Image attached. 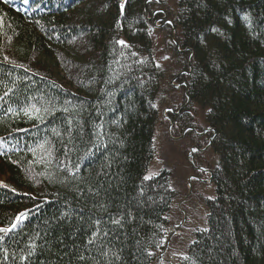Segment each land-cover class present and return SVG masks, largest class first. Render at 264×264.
I'll return each instance as SVG.
<instances>
[{"label": "trees", "instance_id": "16d2710c", "mask_svg": "<svg viewBox=\"0 0 264 264\" xmlns=\"http://www.w3.org/2000/svg\"><path fill=\"white\" fill-rule=\"evenodd\" d=\"M145 1L0 0V264H161L187 189L146 173L187 96L172 133L213 130L215 194L178 264H264V0L165 1L174 70Z\"/></svg>", "mask_w": 264, "mask_h": 264}, {"label": "rangeland", "instance_id": "374dc122", "mask_svg": "<svg viewBox=\"0 0 264 264\" xmlns=\"http://www.w3.org/2000/svg\"><path fill=\"white\" fill-rule=\"evenodd\" d=\"M151 34L156 49L155 58L159 63L163 64V66H169V68L174 70L173 66H170V63L167 64V61L169 60L167 51H169V49L167 48L166 42H163L165 40H168L166 34H161L158 28L157 30H153ZM169 81L173 86L179 85V82L177 81L172 80V82L170 79ZM175 90L177 92H174L172 94V99L170 101L171 103H174L173 101L180 102L179 91L182 90V86ZM169 115V112H164V110L162 111V117H166L169 120ZM172 132L173 131H171L170 136H168V123L166 119L158 123L153 137L155 152L148 166L146 175L148 178H151L158 175L162 169H166L170 171L169 173L172 176L171 187H174L177 190V193L184 194L186 189V193L188 192L187 179L188 176L191 175L192 170L191 166L189 165L190 163L187 162L189 144L188 139H180L181 135L177 136V134H174ZM182 145L185 148L182 147ZM208 149L204 154H201V156L202 158L204 157V160L211 162V165L214 166L216 162L215 155ZM199 160L200 158H198V161ZM207 177L208 176L206 175V178L204 179H207ZM190 185L191 192L186 197L184 202L181 203L184 199L183 197L180 202L176 200L173 204L172 217L173 221L175 219L176 223L172 229H168L166 231L164 242L166 241V238L168 239V237L171 235L170 233L173 230L178 229V225L182 222L183 215L179 209L185 212V223L181 226L179 231L174 233V236L168 241V243L166 242V249L162 254L160 260L161 264H178L180 256L185 252L186 247L188 246L187 244L193 241L195 231L198 228L204 227L206 214L208 212V209H206L205 206V202L207 201V199L214 198V185H212L211 182L204 184L203 182L198 181H190ZM178 196L182 198V196ZM179 203H181L180 208L178 207Z\"/></svg>", "mask_w": 264, "mask_h": 264}, {"label": "flooded vegetation", "instance_id": "af4514ba", "mask_svg": "<svg viewBox=\"0 0 264 264\" xmlns=\"http://www.w3.org/2000/svg\"><path fill=\"white\" fill-rule=\"evenodd\" d=\"M152 1H155L156 3L159 4V6H155L151 9V14H150V22L152 21L153 25L155 27H157L158 29H162L165 27L166 24H170L168 21V18H167V13L165 10H162L160 8V5L164 4L165 1L167 0H164V2H161L163 0H150L148 3L152 2ZM149 15V14H148ZM182 73V71H181ZM186 74L183 73L181 75H184ZM180 75V74H179ZM179 77H176L174 80L179 82V85L178 86H174V89H178L180 86H184L182 83L184 81L182 80H178ZM184 92V91H183ZM184 95H187L185 94L184 92ZM186 104H182L180 106H178L175 109H173L172 107H168L166 108L165 110H167V112H169V120H168V125H169V122H171V128H172V125L177 123V121L179 120V118L182 116V114H184L182 112V110L187 106L188 102L186 100L185 102ZM184 106V107H183ZM188 132H192L193 133V136H189V141L191 143V145H189V148H188V151H190L191 148L193 147H196L197 148V152L196 153H199L200 154V164H197V162L195 163L194 162V156L196 153H194L193 155V159H192V162H193V167L192 170H191V175H189V177H191V181L192 182H195V181H198V182H203V183H206L208 181V179H204L206 178V175L209 176L208 173H206L207 170H210V167H209V163L208 161L204 160V157L202 158L201 154H204L205 151L210 147L211 145V142L213 140L212 137V129L211 128H208V127H204L202 130H196L194 127H189L187 126L186 128H183L182 131H181V138H183L186 133ZM202 158V159H201ZM209 178V177H208Z\"/></svg>", "mask_w": 264, "mask_h": 264}, {"label": "water", "instance_id": "95a60500", "mask_svg": "<svg viewBox=\"0 0 264 264\" xmlns=\"http://www.w3.org/2000/svg\"><path fill=\"white\" fill-rule=\"evenodd\" d=\"M150 0H146L145 1V3H144V6H146V4L149 2ZM161 2H164V0L163 1H161ZM145 17H146V19L147 20H150V18H148V16H147V13H145ZM169 23H170V21H168ZM171 34H172V41H173V43H174V45L176 46V50H177V52H180V53H182L183 51L179 48V45H177L176 44V41H175V38H174V28L172 29V32H171ZM189 57H188V66L190 67V58H191V56H190V53H189V55H188ZM183 73H185V71H182V73H179V74H183ZM175 79V78H174ZM173 80V79H172ZM171 80V81H172ZM173 82V81H172ZM183 85H184V87H185V90H184V92H185V94H187V84H186V82L184 81L183 83H182ZM189 101V99H188V96H187V102ZM165 112V111H164ZM164 119H167L166 117H164ZM168 135H170V133H171V122H169V126H168ZM213 131V130H212ZM213 136H214V132H213V134H212V137L211 138H213ZM181 137V136H180ZM194 147H193V149H190V152H189V154H188V160H189V162H190V164L191 165H193V162H192V157H193V154H194ZM210 173V172H209ZM211 178H212V173H210V177H209V179H208V181H211ZM190 181H191V177H188V179H187V186H188V192L186 193V195L184 196V199L182 200V202L181 203H183L184 202V200L186 199V197L190 194V192H191V185H190ZM181 203H179L178 204V206H179V208H180V206H181ZM182 222L178 225V229L177 230H173L172 232H171V235L168 237V239H167V243H168V241L174 236V233H176L177 231H179V229L181 228V226L185 223V212L182 210ZM166 243V244H167ZM165 249H166V245H165V247H164V250L162 251V253L165 251ZM162 253L159 255V257H161V255H162Z\"/></svg>", "mask_w": 264, "mask_h": 264}, {"label": "snow or ice", "instance_id": "6c2138e0", "mask_svg": "<svg viewBox=\"0 0 264 264\" xmlns=\"http://www.w3.org/2000/svg\"><path fill=\"white\" fill-rule=\"evenodd\" d=\"M25 2H27V0H25ZM21 215H23V214H21Z\"/></svg>", "mask_w": 264, "mask_h": 264}]
</instances>
